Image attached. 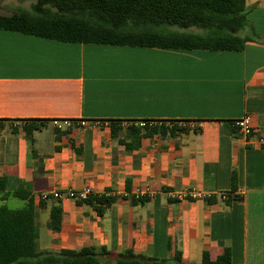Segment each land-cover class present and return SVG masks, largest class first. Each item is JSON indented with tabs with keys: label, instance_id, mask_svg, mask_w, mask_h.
<instances>
[{
	"label": "crops",
	"instance_id": "1",
	"mask_svg": "<svg viewBox=\"0 0 264 264\" xmlns=\"http://www.w3.org/2000/svg\"><path fill=\"white\" fill-rule=\"evenodd\" d=\"M2 2L0 13L19 9ZM244 4L241 50L67 42L0 27V177L31 195L39 250H179L199 264L203 251L214 259L229 247L234 263L264 264V0ZM246 114L254 130L243 136L231 121ZM138 119L194 127L144 135L137 147L125 129L111 135L108 121ZM191 188L197 196L167 193ZM85 191L117 200L100 216L76 202ZM52 192L61 194L57 231L47 226L53 199L40 198Z\"/></svg>",
	"mask_w": 264,
	"mask_h": 264
},
{
	"label": "trees",
	"instance_id": "2",
	"mask_svg": "<svg viewBox=\"0 0 264 264\" xmlns=\"http://www.w3.org/2000/svg\"><path fill=\"white\" fill-rule=\"evenodd\" d=\"M248 25L244 0H35L30 10L19 8L0 13L1 28L60 41L181 49L241 50L249 39L241 36L240 31ZM119 122L110 121L111 135L117 137L125 129L135 147L144 135L188 130L175 124L151 129L133 125L122 128ZM57 132L67 133L68 128ZM233 180L234 177L232 188ZM8 197L24 202L17 209L0 204V264H91L99 256H105L106 264H188L179 250L169 258L135 254L130 250L111 253L94 247L63 249L57 253L41 251L36 245L31 195L18 189L9 192L6 178L0 177V199ZM48 199L53 201L47 226L57 231L62 207L59 199L53 196ZM116 200L115 195L91 193L76 202L88 205L101 216ZM146 200L147 196H132L134 203ZM199 264L237 263L232 262L230 248L224 247L214 259L203 251Z\"/></svg>",
	"mask_w": 264,
	"mask_h": 264
},
{
	"label": "built area",
	"instance_id": "3",
	"mask_svg": "<svg viewBox=\"0 0 264 264\" xmlns=\"http://www.w3.org/2000/svg\"><path fill=\"white\" fill-rule=\"evenodd\" d=\"M100 122H102L101 120H91L90 122L88 121H84V120H79L77 122V124L79 126H85V125H89L91 124L92 126L98 125ZM108 123L110 124V121H108ZM119 124L121 126H135V127H139V128H148L151 129L155 126H160V125H164L166 127H171L174 124L177 125L178 127H189V128H193L194 124L191 122H188L187 120H182V121H163V120H146V119H138V120H123L120 121ZM231 124L233 127H235L239 133H241V135L243 136H248L252 133V131L254 130V125L252 122V117L249 114H246L242 117H239L237 119H234L231 121ZM256 144L261 148L264 149V138L260 137L258 138ZM145 192H143L144 194ZM168 196L172 199H185L187 197H195L197 196V191L193 188L191 189H183V190H170L167 192ZM141 194V195H143ZM89 195V192L85 191L82 192L79 195V198H86ZM48 196H53L54 198L60 199L61 198V194L59 192H52V193H44L42 195H40V198L42 200L47 199Z\"/></svg>",
	"mask_w": 264,
	"mask_h": 264
},
{
	"label": "rangeland",
	"instance_id": "4",
	"mask_svg": "<svg viewBox=\"0 0 264 264\" xmlns=\"http://www.w3.org/2000/svg\"><path fill=\"white\" fill-rule=\"evenodd\" d=\"M33 2H35V0H3L2 3L4 4V6H10L11 8L9 9L24 8L30 10L31 4ZM173 28L175 29L176 27ZM0 204H4L9 208L17 209L23 206V201L17 198L10 197L7 200L0 202Z\"/></svg>",
	"mask_w": 264,
	"mask_h": 264
}]
</instances>
